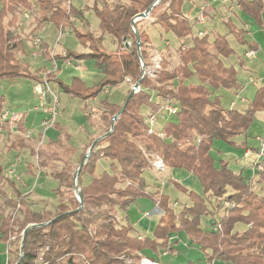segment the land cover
I'll use <instances>...</instances> for the list:
<instances>
[{
    "label": "trees",
    "instance_id": "trees-1",
    "mask_svg": "<svg viewBox=\"0 0 264 264\" xmlns=\"http://www.w3.org/2000/svg\"><path fill=\"white\" fill-rule=\"evenodd\" d=\"M51 1H34L36 6L45 12L44 25L38 26L37 31L43 30L46 24L51 23H54L57 29L64 30L63 22L67 23L66 29L73 26L68 21V7L64 5L67 0H61L62 5L55 11L52 9V3H49ZM155 1L135 0L131 1L130 6L119 4L110 7L107 4L100 6L99 3L93 6L99 20L101 35L92 37L91 43L104 46V37L108 35L118 43L125 41V45L129 42L131 44L120 53H97L96 47L87 46L82 33L76 30L79 42L89 51L83 54L66 51V57L77 61L92 60L103 75L98 84L87 87L85 81L79 78H75L71 86H65L55 72L32 70L30 64L22 58L26 42L14 36L10 29H5L3 24L7 14H16L21 8L29 10L32 3L29 0H2L0 81L22 78L37 83L41 81L39 77L41 74H48L50 86L51 84L59 86L71 97L84 102L87 122H91L89 114L94 111L91 109V103L102 93L105 94V90L109 92L111 88L125 82L134 85L141 81L140 92L130 99L126 110L116 121L112 133L96 145L95 148H100L99 153L103 156L94 158L96 154L92 152L91 159L79 175L80 183L83 182V175L89 174L91 177L89 183L81 189L84 209L78 210L79 205L71 199L67 205L60 203L61 212L55 216L51 211L42 214L36 212L31 202L27 200L28 195H24L18 187L19 181L5 176V169L0 165V200H4L14 211V214L0 219V242L12 245L10 237L16 233L15 223L21 229L19 231L23 232L29 225L51 222L45 227L33 228L27 233L20 247L11 248V251H8L11 257L7 264H37L41 254L44 264H125L119 259L122 255L137 261L143 256L153 263L162 264L164 256L175 252L174 242L177 241H173L172 238L180 233H184L191 243L201 248L207 264L214 262L264 264V194L256 190L252 181L257 174L264 177V161L259 163L263 165V171L256 174L254 171L258 163L249 166L253 176L246 179L248 176H244L243 173L245 167L241 172H237L228 161L216 164L211 153L215 141L235 144L236 138L247 133L255 115L264 112V86L259 88L245 110L236 109L237 103L234 107L230 105V108L226 109L221 105L219 98L213 96L214 92L221 88L242 90L237 83L240 70L234 65L232 67L225 65V60L234 56L237 57L236 64L241 68L245 64L243 61L245 56H238L228 39L229 35H234L240 46L247 45L254 52L258 50V45L244 39L246 30L236 26L233 20L225 23L228 31L215 35L213 41L210 40V32L207 30L205 32L200 30L195 34L194 24L182 12V7L188 0H161L153 8L151 16L164 8L155 25L160 24L165 33H171L181 41L179 48L181 63L169 70L162 62L155 79H150L143 76L132 21ZM237 4L240 12L247 13L261 23L264 0H237ZM70 11L77 18L82 16L81 12L78 13L72 7ZM204 12L207 14L206 9ZM9 24L11 25V22ZM137 25L138 23L136 27ZM138 33L141 37V55L146 67H149L146 46L151 45V38L144 32ZM187 40L189 42H186ZM42 46V54L52 60L48 45L43 43ZM56 58L63 60L62 55ZM194 78L197 79V83L188 84ZM131 92V90L127 92L121 105L108 100L100 102L103 110L101 120L107 125L105 134L110 132L113 117L121 111ZM165 99L177 104L179 107L177 115L169 116L163 112ZM4 108V99L0 97V118ZM144 109L155 114L157 119L161 114L173 119L168 120L162 129L158 128L155 133L148 134V127L145 124V114L148 112L144 113ZM15 124L24 131L23 117ZM5 125L7 126L3 127L0 124V129L12 126L9 122ZM54 126L59 129L61 125L55 123ZM51 129L47 130L45 135ZM258 137L261 136H257L256 140ZM24 138L28 139L26 136ZM240 147H246V143H242ZM259 148L260 146L246 148V152H249V155H258ZM40 152L32 149V153L36 154L39 160L38 166L44 168L46 165L40 161ZM157 157L163 161L166 168L183 169L197 178L205 196L189 193L191 207H185L183 211L177 213L170 208L166 195L148 192L144 173L152 169V161ZM103 159L112 163V171L102 170L96 174L97 167ZM54 180L59 182V188L55 190L59 194L62 184L69 186L72 183V175L65 172L55 174ZM176 186L183 192H188L177 183ZM142 197L151 198L162 215L152 237L138 236L128 220L121 223L112 213L116 209L126 210ZM212 198L221 199V203L217 207L219 221L217 218L214 219L216 230L209 233L201 228V219L214 214L207 207V202ZM227 203L230 207L226 206ZM70 204L71 209L68 208ZM19 211L21 215L19 220L16 219L17 222L12 224V216ZM68 211L73 213L64 215ZM242 224L246 229L240 232L237 227Z\"/></svg>",
    "mask_w": 264,
    "mask_h": 264
},
{
    "label": "rangeland",
    "instance_id": "rangeland-1",
    "mask_svg": "<svg viewBox=\"0 0 264 264\" xmlns=\"http://www.w3.org/2000/svg\"><path fill=\"white\" fill-rule=\"evenodd\" d=\"M32 3V7L27 10L21 8L17 10L16 14L9 13L3 19L5 29L9 30L14 36L24 40V54L23 60L30 64L32 70L37 69L46 72H55V75L65 86H71L75 78L82 79L85 81L87 87H92L98 84L102 79L103 75L98 71L94 61H77L73 58L66 57V51L76 54L88 53V48H85L78 40L76 36V30L82 33L84 42H87V46L96 47V52L101 54H111L116 52H123L125 47L130 46L131 42L125 45L114 41L110 36L104 37V46L101 44L95 45L91 43V38H96L101 35L99 28V20L93 9V6L99 3L100 6L107 4L110 7L117 5H132L131 1L135 0H67L64 3L68 7L69 23L73 24L70 28L66 29V22H63L65 30L63 32L65 36L60 38V29H57L54 23L46 24L43 30H38V26L44 25L45 12L39 9L35 0H29ZM52 9H59V5H62L61 0H52ZM203 4H207V11L211 12L216 10L219 15L213 21H208L205 26L199 25L200 10L206 7ZM74 8L76 11L81 12L82 16L77 18L70 11V8ZM2 9V0H0V12ZM164 12L162 7L158 12H155L153 16L151 14L139 20L137 23L136 31L144 32L151 38V45L146 46V53L148 55L147 61L150 62L149 67L145 70L149 74L150 79H155L150 76L154 73L156 66L154 63L159 61L165 63V67L169 70L176 68L180 63L179 48L181 47V41L178 40L173 34L165 33L162 26L155 25L157 18L161 17ZM183 14L194 24V32L198 34L200 30L212 31L210 33V40L213 41L215 35L226 33L227 27L226 22L223 23V16L228 15L225 11V7L222 6V0H188L182 7ZM239 17L233 18V23L238 27L244 28L247 33L244 35V39L249 42H256L258 44V50L254 52L249 49L247 45L240 46L238 39L234 35H229L228 39L232 44V47L238 54V56L244 57V66L241 68L239 64H236L237 57L234 56L230 59L225 60L227 67L234 65L239 69L237 77V83L241 86L240 91L219 89L214 92V97H218L221 105L228 109L232 102L237 103L236 109L245 110L254 99L257 91L260 87L264 86V9L262 11V21L259 23L257 20L249 16L247 13L237 11ZM202 16V14H201ZM212 16V15H211ZM206 18V16H205ZM209 20V17H208ZM11 22V25L9 24ZM13 23V24H12ZM14 25V27H12ZM245 25V26H244ZM62 30V29H61ZM139 30V31H138ZM41 37L42 44L48 45L51 51L52 60L47 59L42 52L39 56H35L37 50L34 48V41ZM141 38V37H140ZM186 42H189L187 40ZM41 44V51L43 46ZM247 53H254L253 57H246ZM62 55L64 62L57 60V56ZM253 55V54H251ZM57 60V69L54 68V62ZM144 61V60H143ZM145 64V61H144ZM142 67V64H141ZM143 69V68H142ZM33 73V72H32ZM41 81H48V74H41L39 76ZM251 82V83H250ZM189 83H197V79H192ZM135 85V84H134ZM132 84L125 82L122 85L111 88L108 92L105 90V94L102 93L98 99H95L91 103V109L94 111L89 114L90 121L87 122L84 111V102L78 98H73L68 95L61 87H57L51 84L53 94L59 97L58 116L56 123L60 124V128L57 129L55 126L48 132L43 134L42 122L48 118L47 110L49 107L54 106L53 97L47 98L46 102L36 93V83L33 80L22 79V78H10L7 80L0 81V97L4 99V112L10 115L18 114L23 116V128L26 133H30L31 137L25 140L24 131L19 129L16 124L14 131L10 127L7 129H0V165L5 169L7 174L8 165L15 163L17 158H20V164L16 168V176L22 177L21 182L17 183L18 187L24 195H28V201L31 202L33 209L41 214L45 211H51L52 215L55 216L60 214L59 205L63 202L65 205L69 204L71 199L81 207V203L78 200V194L75 191L74 176L79 168L81 161L90 149V144L93 139H98L105 134L107 125L102 122L101 116L103 115L102 104L103 100H108L112 103L123 104L124 99L129 90L132 91ZM156 100V97H154ZM3 112V113H4ZM148 112L144 109V113ZM173 119L167 117L165 114H161L158 119V128L162 129L168 120ZM7 125L3 127H6ZM18 132V133H16ZM264 134V112H259L255 115L254 121L247 133L243 136L236 138L235 144L225 143L223 141H215L212 147V155L219 164L221 161L230 162L233 169L237 172H241L244 169V176H248L246 179L252 178L249 166L256 163V154H250L246 152V148L252 149L259 146L256 142L257 136ZM42 135V138H41ZM36 142H33V141ZM94 140V141H95ZM25 141H32V149L39 150L40 161H43L46 165L44 168L38 166L36 154L32 153V149L29 151L18 153V151H12L16 146L20 144L26 145ZM42 143V144H41ZM246 143V147L241 148V144ZM41 144V146H40ZM92 146V145H91ZM16 150V149H14ZM100 148L94 149L97 156L102 157L99 153ZM92 156V155H91ZM90 156V159H91ZM1 158H4L1 160ZM89 159V160H90ZM88 160V161H89ZM39 161V160H38ZM264 159H262V162ZM153 162V161H152ZM88 163V162H87ZM41 165V164H40ZM96 174L100 171L106 170L112 171V163L105 162V159L100 161L97 167ZM83 171V170H82ZM263 171V170H261ZM66 173L72 175V183L62 184L59 194L55 190L59 188V182L54 180L55 174ZM263 175H255L252 178L253 186L259 193L264 194V177ZM83 182L77 180V189L81 191L84 185L88 184L91 180L89 174L82 176ZM263 179V180H260ZM259 180V181H258ZM144 181L147 186V191L150 193L164 194L169 198L170 208L177 213L184 210L185 207H191L192 203L189 199V193L193 192L201 196H205L203 193L202 185L199 180L194 176L189 175L183 169H171L167 168L165 172L159 173L152 167L144 173ZM181 187L185 188L188 192L185 193L180 190L176 183ZM261 182V183H260ZM263 182V183H262ZM123 188L125 185L122 186ZM6 191L11 195L8 188ZM83 197V196H82ZM221 203V199H210L207 202V207L210 212L214 213L208 216H204L201 219V228L206 232H213L216 230L215 220L219 221L218 216V205ZM226 202H224L225 204ZM83 206L85 208L84 200ZM227 206V205H226ZM228 207V206H227ZM69 209L72 208L70 204ZM83 208V209H84ZM78 209V210H79ZM20 211L12 216V224L17 222L21 216ZM73 211H68L64 215H70ZM117 216V219L121 223L127 222V220L134 226V233L142 236L152 237L156 226L159 223L160 217L162 216L159 209L151 198L142 197L138 198L132 203L126 210L116 209L112 212ZM14 214L13 209L8 207L4 200H0V219L7 215ZM214 215V216H213ZM49 223V222H46ZM41 223V224H46ZM16 224V223H15ZM14 224V233L11 237L12 245L2 244L0 242V264H7V260L10 255L8 251L20 247L23 243L24 231H19V227ZM238 231H244L245 225H238ZM177 242L175 244V252L170 253L163 257L162 264H207L205 253L201 248L189 241L184 233L175 235ZM180 238V239H179ZM141 255V254H140ZM125 264H141L145 258L140 256V260L130 259L126 255L119 257ZM148 260V259H147ZM149 263V262H148ZM37 264H44L42 261V254ZM146 264V263H145ZM220 264H227L221 262Z\"/></svg>",
    "mask_w": 264,
    "mask_h": 264
},
{
    "label": "built area",
    "instance_id": "built-area-1",
    "mask_svg": "<svg viewBox=\"0 0 264 264\" xmlns=\"http://www.w3.org/2000/svg\"><path fill=\"white\" fill-rule=\"evenodd\" d=\"M205 9L206 7H203L201 10H200V13L201 14L199 15V23L200 24H204L205 21H206V18H205ZM200 35H203V33H200ZM65 36V33L63 32V29L60 30V38ZM41 44H42V39L41 37L37 38L35 41H34V48L37 50V52L35 53V56H39L40 53L42 52L40 49H41ZM253 54V55H251ZM255 54L254 53H247L246 54V57H253ZM161 63H159V61H156L154 63V65L156 66V68L153 67L154 69V73L151 74L150 76L154 77L155 78V74L158 70L161 69ZM54 68L55 70L57 69V64L56 62H54ZM149 74L146 72L145 70V75L144 76H148ZM135 86V85H134ZM134 86H133V89L132 91L134 90ZM141 90V87H139L138 89L135 90V94L140 92ZM36 93L41 97V99L43 101L46 102L47 98L52 96L53 97V102H54V106L53 107H49L48 110H47V114H48V118H46L43 122H42V128L44 130V135L46 133L47 130L53 128L54 124L56 123V119H57V116H58V113H57V108L59 106V97L55 94H53V90L50 86V84L46 81V80H42L40 82H37L36 83ZM236 105L235 102H232L231 103V107H234ZM179 111V107L177 106V104H174L172 103L171 101H169L168 99H165L164 102H163V112L169 116H175L177 115ZM22 116L21 115H18V114H13V115H10L7 112H4L0 118V124L3 125L7 122L11 123V124H15L17 122H19L21 120ZM145 124L147 125L148 127V134H153L156 132V130L158 129V119H157V116L151 112H148L145 114ZM160 135L161 132H160ZM25 136L27 138H30L31 137V134L30 133H26ZM258 142H259V150H258V155H257V161L256 163V171H254V174H256L258 171H261L263 170V165L262 164H259V163H262V159H264V135H262L261 137H258L257 138ZM42 144V143H41ZM40 144V145H41ZM248 155H249V152H248ZM247 155V156H248ZM36 159H37V162H38V158L36 156ZM20 163V158H17L15 163L11 166V168L7 171V177L10 178V179H15L16 181H19L21 182V177L19 176H16V167L17 165ZM153 167L155 170H157L159 173H162V172H165L166 171V167L163 163V161L160 159V158H155V160L153 161ZM228 207H230V204L227 203L226 204ZM150 262V264H157V263H153L151 262L150 260H143L141 264H145V262Z\"/></svg>",
    "mask_w": 264,
    "mask_h": 264
},
{
    "label": "water",
    "instance_id": "water-1",
    "mask_svg": "<svg viewBox=\"0 0 264 264\" xmlns=\"http://www.w3.org/2000/svg\"><path fill=\"white\" fill-rule=\"evenodd\" d=\"M160 1H161V0H156V1H155V2H154L149 8L145 11V12L136 15V16L134 17L133 21H132V23H133V28H134V31H135L136 36H137V51H138L139 59H140V62H141V64H142V68H143V76L145 75V64H144V61H143V58H142V55H141V51H140V50H141V38H140L139 33L136 31V23H137L139 20H142V19L148 17V16L151 14L153 8H154V7H155ZM140 84H141V81H139L138 83L135 84V86H134V90L131 92L130 96H129L128 99L126 100V102H125V104L123 105L121 111H120L117 115H115V116L113 117L110 132L107 133L106 135H104V136H102V137L96 139V140L93 142L92 146L90 147L88 153L84 156V158H83V160L81 161V163H80V165H79V168H78V170H77V172H76V174H75V176H74V182H75V186H76V187H77L76 182H77V180H78V178H79V175H80V173H81L83 167L85 166V164H86V163L88 162V160L90 159V156H91L92 152L94 151L96 145H97L101 140L105 139L106 137H108V136L112 133L116 121H117L118 118L121 116V114L126 110V107H127L128 103H129L130 99H131V98L133 97V95L135 94V90L138 89V88L140 87ZM76 187H75V191L77 192V194H78V200H79V202L81 203V207H80L79 210H82V209L84 208V206H83V197H82V193H81V191L78 190ZM50 223H51V222L46 223V224H39V225H37V224H36V225H29V226L25 229V231H24V233H23V239H22V242H24L25 237H26L27 233H28L30 230H32L33 228H38V227H45V226H47V225L50 224ZM22 244H23V243H22Z\"/></svg>",
    "mask_w": 264,
    "mask_h": 264
},
{
    "label": "crops",
    "instance_id": "crops-1",
    "mask_svg": "<svg viewBox=\"0 0 264 264\" xmlns=\"http://www.w3.org/2000/svg\"><path fill=\"white\" fill-rule=\"evenodd\" d=\"M203 5H205L206 6V12H207V14H206V21H205V23L204 24H202V25H206L207 24V22L209 21H213L215 18H217V15H219V13L216 11V10H213V11H211V12H208L207 11V8H208V6H207V4H203ZM222 6L223 7H225V11L228 13V15H226V16H223L222 17V20L220 21L221 23H223L224 22V20L226 21H229V20H233V18H238L239 17V15L237 14V11H239L240 12V8H239V5L237 4V0H222ZM204 7V6H203ZM212 15V16H211ZM208 17H209V20H208ZM237 26V25H236ZM245 26V25H244ZM240 28H242V27H240ZM216 29H213V30H211V31H209L210 33L212 32V31H215ZM246 33H247V31H246ZM251 43H255V44H257L256 42H251ZM258 45V44H257ZM36 83V82H35ZM23 117V116H22ZM23 119H25L24 117H23ZM15 126H16V124H12V126H10V128L12 129V131H14V129H15ZM16 133H18V132H16ZM24 137H25V134H24ZM26 142V145H23V144H20V146H16L14 149H16V150H14V149H12V151H18V150H22V152H25L26 150H30L31 149V147H33V145L32 146H30L31 145V143H32V141H25ZM33 142H36L35 140L33 141ZM18 153H21V151H18ZM2 159H4V158H1V160ZM16 161V160H15ZM21 163V162H20ZM19 163V164H20ZM1 164V163H0ZM14 164V163H13ZM13 164H10V165H8V168L10 169L11 168V166L13 165ZM17 168V167H16ZM8 169V170H9ZM7 170V171H8ZM7 174H5V176H6ZM21 179H22V177H21ZM138 236H141V237H146V236H142V235H139L138 234ZM148 237V236H147ZM180 239V238H179ZM172 240L173 241H177L176 240V238H175V236H173V238H172ZM167 256V255H166ZM221 262H214L213 264H220Z\"/></svg>",
    "mask_w": 264,
    "mask_h": 264
},
{
    "label": "bare ground",
    "instance_id": "bare-ground-1",
    "mask_svg": "<svg viewBox=\"0 0 264 264\" xmlns=\"http://www.w3.org/2000/svg\"><path fill=\"white\" fill-rule=\"evenodd\" d=\"M149 262V261H148ZM148 262H145L146 264H150V262L148 263Z\"/></svg>",
    "mask_w": 264,
    "mask_h": 264
}]
</instances>
